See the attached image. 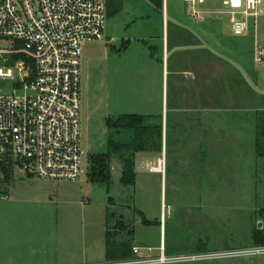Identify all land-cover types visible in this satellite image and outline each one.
<instances>
[{"label": "rangeland", "instance_id": "rangeland-1", "mask_svg": "<svg viewBox=\"0 0 264 264\" xmlns=\"http://www.w3.org/2000/svg\"><path fill=\"white\" fill-rule=\"evenodd\" d=\"M220 2L209 0V5L221 7ZM154 5L150 0H106L104 39L83 46L85 174L79 180H41L19 167L9 175L0 167V264L126 261L105 258L107 231L111 244L133 248L134 260L164 252L169 259L164 264H264V255L224 254L261 246L252 238L264 213V158L256 151L255 115L245 155L205 159L214 165L210 170L205 166V174L198 173L199 165L191 169L193 160L179 157L174 144L163 140L160 151L137 154L134 184L121 182L123 163L115 156L108 182L89 178L90 157L109 152V137L118 141L125 136L111 132L108 119L141 110L128 94V85L135 84L128 58L140 47L127 48L138 30L161 33L163 14ZM6 47L9 43L0 42L1 49ZM13 90L11 81H0V94ZM161 162L163 172H151Z\"/></svg>", "mask_w": 264, "mask_h": 264}, {"label": "built area", "instance_id": "built-area-1", "mask_svg": "<svg viewBox=\"0 0 264 264\" xmlns=\"http://www.w3.org/2000/svg\"><path fill=\"white\" fill-rule=\"evenodd\" d=\"M194 19L202 13L188 0ZM234 36L250 31L249 18L264 14V0H223ZM106 0H0V167H19L41 180H79L84 174L81 125L83 46L104 39ZM264 65V47L254 48ZM23 91L22 94L19 92ZM163 172L162 162L151 172ZM135 254L138 253L134 248ZM224 254L264 255V245ZM201 256H192L199 259ZM168 257L106 264H164Z\"/></svg>", "mask_w": 264, "mask_h": 264}, {"label": "crops", "instance_id": "crops-1", "mask_svg": "<svg viewBox=\"0 0 264 264\" xmlns=\"http://www.w3.org/2000/svg\"><path fill=\"white\" fill-rule=\"evenodd\" d=\"M187 1L162 0L161 33L145 28L133 36L127 51L134 43L140 49L128 58L135 83L128 94L139 101L136 114L158 118L166 145L172 142L179 157L193 160L191 169L199 165L205 174V159L245 155L253 115L264 110V65L254 60L255 45L264 47V14L249 18V33L236 37L223 0L216 8L197 2V20Z\"/></svg>", "mask_w": 264, "mask_h": 264}, {"label": "trees", "instance_id": "trees-1", "mask_svg": "<svg viewBox=\"0 0 264 264\" xmlns=\"http://www.w3.org/2000/svg\"><path fill=\"white\" fill-rule=\"evenodd\" d=\"M157 6H161L162 0H150ZM256 140L255 146L258 155L264 158V110L256 115ZM154 120L158 118L141 115H121L115 119H108L107 126L111 132L123 136L117 141L115 137H109L107 154L93 155L90 157L89 178L92 182L110 180L109 164L113 156L118 157L123 163L121 182L123 184H134L135 181V159L139 153L158 152L162 147V124ZM9 175L11 167H4ZM149 222L146 221V224ZM262 226H255L252 238L255 245H264V213H261ZM106 246L108 260L134 258L133 248L124 243L111 244L106 234Z\"/></svg>", "mask_w": 264, "mask_h": 264}, {"label": "water", "instance_id": "water-1", "mask_svg": "<svg viewBox=\"0 0 264 264\" xmlns=\"http://www.w3.org/2000/svg\"><path fill=\"white\" fill-rule=\"evenodd\" d=\"M262 226V223H259V227H261Z\"/></svg>", "mask_w": 264, "mask_h": 264}, {"label": "bare ground", "instance_id": "bare-ground-1", "mask_svg": "<svg viewBox=\"0 0 264 264\" xmlns=\"http://www.w3.org/2000/svg\"><path fill=\"white\" fill-rule=\"evenodd\" d=\"M157 172H160V170H157Z\"/></svg>", "mask_w": 264, "mask_h": 264}]
</instances>
